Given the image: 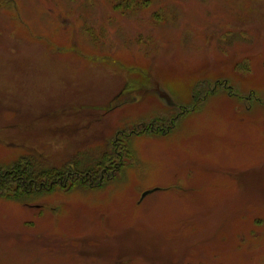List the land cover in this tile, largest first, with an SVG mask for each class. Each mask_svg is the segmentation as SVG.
Returning <instances> with one entry per match:
<instances>
[{
  "label": "rangeland",
  "instance_id": "1",
  "mask_svg": "<svg viewBox=\"0 0 264 264\" xmlns=\"http://www.w3.org/2000/svg\"><path fill=\"white\" fill-rule=\"evenodd\" d=\"M28 162L108 177L0 196V264H264V0H0Z\"/></svg>",
  "mask_w": 264,
  "mask_h": 264
},
{
  "label": "trees",
  "instance_id": "2",
  "mask_svg": "<svg viewBox=\"0 0 264 264\" xmlns=\"http://www.w3.org/2000/svg\"><path fill=\"white\" fill-rule=\"evenodd\" d=\"M145 131H143L144 133ZM105 166V165H104ZM38 169H42L38 174H34L33 166L28 163H24V165H14L9 170H1L0 171V196L1 197H10V193L13 195H17V191L26 190V192H22L24 194H31L33 191L43 192L46 190H54L57 187H68L69 182L73 186L76 184L82 187H90L94 189L101 188L103 179L101 174L103 173V177H108L104 175L105 167L99 172H94L90 170L88 172L76 171V169L68 168L64 175H54L50 171H45L44 168L38 167ZM120 169V168H119ZM37 170V168H36ZM42 171V172H41ZM22 184V185H21ZM88 184V185H87ZM34 194V195H35ZM16 199H19V196H14Z\"/></svg>",
  "mask_w": 264,
  "mask_h": 264
},
{
  "label": "water",
  "instance_id": "3",
  "mask_svg": "<svg viewBox=\"0 0 264 264\" xmlns=\"http://www.w3.org/2000/svg\"><path fill=\"white\" fill-rule=\"evenodd\" d=\"M161 96H164L163 94H161ZM156 191H147L143 194L142 196V200H144L146 197L152 195L153 193H155Z\"/></svg>",
  "mask_w": 264,
  "mask_h": 264
},
{
  "label": "flooded vegetation",
  "instance_id": "4",
  "mask_svg": "<svg viewBox=\"0 0 264 264\" xmlns=\"http://www.w3.org/2000/svg\"><path fill=\"white\" fill-rule=\"evenodd\" d=\"M105 177H103V175H102V179H104Z\"/></svg>",
  "mask_w": 264,
  "mask_h": 264
}]
</instances>
